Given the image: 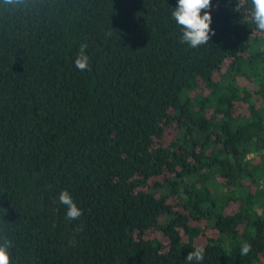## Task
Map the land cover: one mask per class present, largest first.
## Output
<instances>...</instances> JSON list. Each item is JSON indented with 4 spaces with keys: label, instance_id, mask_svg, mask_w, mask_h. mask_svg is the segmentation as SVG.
Here are the masks:
<instances>
[{
    "label": "trees",
    "instance_id": "16d2710c",
    "mask_svg": "<svg viewBox=\"0 0 264 264\" xmlns=\"http://www.w3.org/2000/svg\"><path fill=\"white\" fill-rule=\"evenodd\" d=\"M176 4L0 0L11 264H188L197 247L200 264H264V32L251 0H211L214 34L191 48Z\"/></svg>",
    "mask_w": 264,
    "mask_h": 264
},
{
    "label": "clouds",
    "instance_id": "9594fccd",
    "mask_svg": "<svg viewBox=\"0 0 264 264\" xmlns=\"http://www.w3.org/2000/svg\"><path fill=\"white\" fill-rule=\"evenodd\" d=\"M252 21L256 29L264 32V0H251ZM211 0H177V4L171 16L181 27V43L191 48H196L208 42L212 30L210 9ZM203 12V14H202ZM87 44L82 43L73 60V65L78 71H86L90 66L87 54ZM59 203L66 208V219L75 220L82 215L81 209L77 207L68 191H61L58 196ZM10 242L0 244V264H11L9 248ZM251 251V245L243 242L240 246V255L246 256ZM204 257V248L197 247L185 257L188 264H200Z\"/></svg>",
    "mask_w": 264,
    "mask_h": 264
}]
</instances>
